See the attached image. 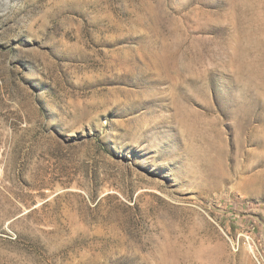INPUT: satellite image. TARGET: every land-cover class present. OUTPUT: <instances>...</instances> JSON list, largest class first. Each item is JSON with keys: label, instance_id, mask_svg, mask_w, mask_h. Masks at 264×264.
<instances>
[{"label": "rangeland", "instance_id": "rangeland-1", "mask_svg": "<svg viewBox=\"0 0 264 264\" xmlns=\"http://www.w3.org/2000/svg\"><path fill=\"white\" fill-rule=\"evenodd\" d=\"M263 141L264 0H0V264H264Z\"/></svg>", "mask_w": 264, "mask_h": 264}, {"label": "bare ground", "instance_id": "bare-ground-1", "mask_svg": "<svg viewBox=\"0 0 264 264\" xmlns=\"http://www.w3.org/2000/svg\"><path fill=\"white\" fill-rule=\"evenodd\" d=\"M235 114H236V116H235L234 122H235V125L238 128V131L240 133H243V132L247 131L249 129V127H250V114H248L247 112H237ZM243 135H244V133H243ZM260 148L264 149V141L260 145Z\"/></svg>", "mask_w": 264, "mask_h": 264}]
</instances>
